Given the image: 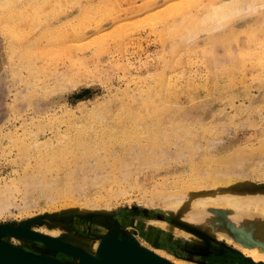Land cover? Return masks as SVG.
<instances>
[{
	"label": "rangeland",
	"instance_id": "374dc122",
	"mask_svg": "<svg viewBox=\"0 0 264 264\" xmlns=\"http://www.w3.org/2000/svg\"><path fill=\"white\" fill-rule=\"evenodd\" d=\"M153 1L113 0L109 3L110 7L108 5L107 9L111 13L101 19L96 11L99 9L98 6L105 5L107 0H22L11 11L6 8L5 12H0V25L2 27L0 28V187L4 186L3 182L6 184L9 183V180L13 181V179L19 178L20 175L35 172L39 164H37V155L40 153L44 155V157L41 155L43 160L40 164L43 172L45 171V175L50 177L58 175L59 178L55 176L54 179L63 180L71 170V166L68 165L71 154L66 152L65 145L73 139L74 141H86L89 146L92 143L94 144L92 146L98 147L97 135L103 127H101L100 119H95L93 124L87 122V126L91 129H87L88 127L83 126V124L79 127L73 126L72 122L81 121L82 118L89 120L93 116L101 115L105 118L101 117L105 120V123L111 124L110 115L99 112L98 109L103 107L105 110L110 107L113 113L116 112L117 106H121L125 102L126 94L133 96L141 88L145 91L147 86L144 82L149 80L157 71L166 68V65L163 64L174 61L173 57L175 56L171 50H167L164 54V41L161 42L159 38L162 29L160 20L150 17L153 10H161L162 12L166 7L165 0ZM146 7L150 8L147 9ZM89 15L92 16L91 21L88 19ZM68 21L73 25L78 24V27L81 24L88 27L86 26L85 32L80 36V39L84 38L81 48L74 46L77 45L75 38L69 36L61 38L68 41L60 43L64 44L61 47H64L66 52L64 55L60 56L58 54V56L57 47L60 48V44L52 41V31L63 27L61 24L69 23ZM68 27L65 26L66 32L71 33L72 29ZM9 30L15 31L18 40L8 35L7 31ZM74 30L81 31L78 28ZM117 31L121 34L120 36H118ZM43 33H46V35H42ZM214 33L209 32L204 36L207 38ZM203 40L199 41L200 45H203ZM66 48L72 49V55ZM54 49L56 50L53 51ZM209 50L212 51V48H209ZM45 51L47 54H45ZM48 52L54 59L50 58ZM172 54L173 57H171ZM188 54L191 56L189 57L190 65L187 60L180 59L181 61L178 60L177 62V68H167L165 73L170 74L174 79L173 75L176 73L181 71L190 72L193 78L191 80L200 85L194 90L190 89V91L193 90L192 92L186 91V89L183 90L180 87L181 92H177L179 100H177L175 107L180 110L189 109L193 111L190 112L189 117L193 118L195 122L191 125L193 127L189 132V136L180 137L177 140L178 142L172 137L171 142H161V146L147 148L146 153L150 151V154L152 152L156 156L154 162L142 165L139 161L134 163V160H132L134 164L132 163V167L129 166L133 169H130L131 175L128 178L127 185L125 182L116 183L113 181L108 184L102 182L99 186H84L87 190L83 189L84 187L79 189V196L76 198L78 203L75 201L70 202V199H61L56 201L55 204L41 201L33 207H29V209H21L16 213H10L7 210L6 213L0 215V226L15 227L25 222L30 229L38 232H49L58 231L57 227L60 225L65 226L60 221H51L52 219H67L69 221L66 225L70 224V229H65L66 232H77L79 230L78 223H80V233L85 228L84 236L91 241L98 240L101 234L108 232L111 229L110 224L113 220L117 223V220L120 222L122 219L121 221L124 222L126 227L129 226V231L133 224L130 217L141 218L142 222L137 220L138 223H134L135 227L139 226V228L144 227L145 229L149 226L150 229L151 227L155 228V224H151L146 220L156 219L157 217L159 220L163 219L160 213L152 211L149 206V192L153 193L151 191H155L154 186L159 190L169 192L173 186L167 189L164 184L165 180H167V183L173 184L174 181H179L182 175V178H188L190 173H188V176L185 173L192 166L197 167L208 160V157L219 159V157L227 156L237 150L242 153V157L238 159L239 165L236 166L239 167L237 168L239 172H242V176L248 178L253 188L263 187L261 185L264 184V83H255L254 77L258 74L257 70L252 72L248 68L242 72H233L231 76L234 80L228 92L230 96H226L224 89L227 85L222 82L223 80H218L219 85L207 80V73L214 71V62L211 61L212 66H209L206 63H200L199 58L194 57L191 52ZM30 67H33L34 71ZM36 69L38 70L36 71ZM189 77L187 76V78ZM55 83L66 86L57 93L47 95L45 89L54 86ZM94 110H97L100 114L93 115ZM68 112L70 115L67 116L66 113L68 114ZM181 117L187 116L184 114ZM70 118H74V121H71ZM169 121L162 123L161 132L167 131L171 127L177 129V125ZM147 125L152 126L149 121ZM176 129L172 132L173 134L183 132L177 133ZM87 132L90 133L89 136H86ZM181 135L184 134L181 133ZM115 137L121 138L120 135ZM145 140L146 138L140 141L141 146L148 143ZM45 142L52 145L51 149L37 147L41 146L37 145L38 143ZM259 142L263 145L261 149ZM20 150L26 151L20 154ZM48 150H61V159L54 161L48 159L50 158ZM113 151L117 154L115 158L124 157L126 148L123 144H118ZM23 153L27 154L23 155ZM67 155L69 157H65ZM95 159L96 157L94 161L90 159L91 163H89L87 169L95 164ZM105 162L107 163V161H104L103 164ZM108 162L111 163L110 160ZM259 163H263V165L259 166ZM250 164L255 167H262V169L247 171ZM48 167H51L52 171L46 170ZM233 167L235 166L232 163H227L226 166L221 167L219 174L222 171L231 173L234 170ZM89 170L91 171L92 168ZM89 170L87 173H90ZM110 170L109 168L103 173L99 172V175L111 177L108 174ZM111 172L113 174V170ZM96 174L98 175V173ZM113 175H116V173ZM85 176L87 174L84 175V178ZM98 180L95 183H101ZM240 187L244 188V183ZM114 190L118 195L113 194ZM49 191L53 193L55 189L50 188ZM118 192L123 194L121 195ZM7 193L14 204L24 205L20 192L8 191ZM87 200L93 202L92 204L95 206L93 207ZM67 202L69 204L65 206L64 203ZM85 202L89 204L87 205ZM105 202L111 204H107L106 208L104 207ZM71 203H76V205L73 206ZM68 208H79V211L70 214L62 212V210ZM231 225L229 223L230 228L232 227L236 231L244 233L247 239L253 241V237L246 231L244 232L243 229ZM135 229H137V232H135L137 233L135 237L137 243L146 248H152L150 253L157 255L156 257L159 256L158 258L161 257L160 259L167 260L162 256H169V252H166L165 249L172 247L178 255L176 256L173 251L169 250L172 253L171 256L175 255L173 258L183 257L187 259L184 260L185 262L196 264L188 260L191 253H188L185 248L173 247V244L182 245L183 243L189 246L190 243L184 238L174 236L167 231H160L162 236L168 234L165 240L163 239V243L167 244V247L158 249V246L153 243L163 240L154 236L146 239L138 228ZM234 237H236L235 234ZM6 239L9 244L23 247L25 251H31L32 253L39 252V249L47 251L46 248L43 246L41 248L38 244H30L32 248L30 246L24 247L26 242L12 236L7 235ZM215 239L217 240V238ZM234 243L230 242L229 247L234 248ZM227 249L229 248L227 247ZM156 250L162 256L156 254ZM210 250L207 249L206 251ZM56 256L65 263H74L71 258ZM193 256L194 260H198L197 254ZM203 260L206 261L205 258Z\"/></svg>",
	"mask_w": 264,
	"mask_h": 264
},
{
	"label": "bare ground",
	"instance_id": "6f19581e",
	"mask_svg": "<svg viewBox=\"0 0 264 264\" xmlns=\"http://www.w3.org/2000/svg\"><path fill=\"white\" fill-rule=\"evenodd\" d=\"M21 1L22 0H0V12H5L6 8H9L11 11ZM111 1L113 0H107L105 5L98 6L99 9L96 11V14L99 15L100 19L111 13L110 10H107ZM148 1L154 2L153 0ZM165 4L166 7L162 12L161 10H153L150 17L160 20L162 29L160 30L159 38L161 42L162 40L164 41V54L167 50H171L175 56L173 57V54L171 56L174 61L163 64L166 65V68L157 71L149 80L144 82L147 86L145 91L141 88L137 93H134L133 96L126 94L127 97L125 102L121 106H117L116 112L113 113L110 107L105 110L103 107H100L98 109L100 110L99 112L110 115L111 124H108V122L105 123V118L101 115L93 116L89 120H84V118H82L81 121L72 122L74 124L73 126L79 127L81 124L87 126V122L93 124L95 119H100L102 123L101 127H103L100 129V132L98 131L99 134L97 132L98 147L92 146L94 145L92 143L91 146H89L86 141H74L73 139L69 140V143L65 145L66 152L71 154L70 163L68 162V165L71 166V170L65 178L63 177V180L54 179L58 175H54V177L45 175V171L43 172L40 164L42 163L41 160H43L41 157L42 154L40 153L37 155V164H39L35 172L23 174L22 176L20 175L19 178L13 179V181L9 180V183L6 184L3 182L4 186L0 187V215L7 210L10 211V213H16L21 209H29V207H33L41 201H45L48 204H55L56 201L61 199H70V202H77L76 198L79 196V189L84 186H99L102 182L108 184L113 181L116 183L125 182L127 185L128 178H130L129 176L131 175L130 169H133L129 168V166L132 167V160H134V163L139 161L142 165L154 162L153 160L156 156H154L152 152L150 154L149 150V152L146 153L145 150H147V148H156L161 142H171L172 137L177 141L180 137L189 136V132L193 127L191 125L195 122L193 118L189 117L190 112L192 113L193 111L189 109L180 110L175 106L177 100H179L178 93L181 92L180 88L190 91V89L194 90L200 85H197L194 80H191L193 78L190 72L181 71L176 73L173 75L174 79H172L170 74L165 73L167 68H177V62L180 59L187 60L190 65L189 57L191 56H189V52H191L194 57L199 58L200 63H206V65L212 66L211 61L214 62V71L212 73H207L208 78H206L214 84L218 83V85V80H223L222 82L227 85L224 89L226 96H230L228 92L234 80L231 76L233 72H242L248 68L252 72L257 70L258 74L254 77L255 83H264V0H165ZM146 8L149 9L150 7ZM89 16L88 19L91 21L92 16ZM244 19L245 21H243ZM68 22L69 23H62L61 25L63 27H59L57 30L52 31V41L59 44L64 43L68 40L65 41L61 38L69 36L73 39L75 38L77 45L74 46L81 48L84 38L80 39V36L85 32L87 25L81 24V26L78 27V24L73 25L70 21ZM65 26H69L72 32H66ZM0 28H2L1 25ZM75 28L83 32L74 30ZM7 32L13 39L18 40L14 30H9ZM209 32L215 33L206 38L204 35L209 34ZM44 34L46 35V33L42 35ZM120 35L121 34L118 32V36ZM201 39H204L203 45L199 44ZM61 45L64 46V44H60V48L56 46L58 48L57 55L59 54L60 56L64 55L66 52ZM209 48H212V51L209 50ZM66 49L69 51L70 55H72V49ZM55 50L56 49L53 51ZM45 54H47L46 51ZM48 55H50L49 52ZM50 58L54 59L51 55ZM163 58L167 59L166 57ZM37 70L38 69H36V71ZM187 76L190 77L187 78ZM65 86L66 85H62L61 83H55L54 86L47 87L45 93L47 95L57 93L63 90ZM191 105L193 104L191 103ZM93 112V115L100 114L97 110ZM184 114L187 117H181V115ZM66 115L68 116L70 113L68 112ZM101 117L104 119H101ZM73 119L74 118H72L71 121ZM148 121L149 124H152L151 127L147 125ZM165 121L176 124L177 129L171 127L167 131L161 132L160 127ZM87 129H91V127ZM174 129H176L177 133L183 131L181 133L184 135H181V133L173 134L172 132L175 131ZM89 132L86 133V136L90 135ZM118 135H120L121 138L115 137ZM144 138H146L145 141L148 143L145 146H141L140 141ZM259 143L261 145V142ZM118 144H123L126 148L124 153L125 156H121L122 158H115L117 154L113 149ZM37 145H41L37 147L42 149H51L52 146L49 142L38 143ZM24 147L30 148L28 146ZM261 148H263V145L260 146V149ZM23 151L20 150V154ZM48 152V156L50 157L48 159H52L53 161L56 159L60 160L62 157L61 150H48ZM25 154L23 153V155ZM42 156L44 157V155ZM65 157L69 156L67 155ZM95 157L96 161L95 164H93L95 166H91V171H93V173H91L89 170L91 168L87 169V167L90 165L89 163H91L90 159L94 161ZM241 157L242 153L240 150L227 156L219 157V159H214L212 157L210 159V157H208V160L197 167L192 166L189 171L185 173L187 176L189 175L188 173H190L188 178H182V175L181 179L179 181H174L173 184L167 183V180H165L166 182H164V184L167 186V189L173 186L174 189L172 188V191L165 192V190H159L154 186L155 191L152 190L151 192L153 193L149 192V202L151 204H149V206L152 208V211L160 213L163 219L159 220L157 217L156 219L152 218L146 220L151 224H155V228L151 227L150 229L149 226L145 227V229L144 227H135L134 223L137 222V220L142 222L140 220L141 218L135 219L130 217V221L133 224L129 231V226L126 227L124 222L121 221L122 219L120 222L117 220V223L111 219L113 220L110 224L111 229L101 234L98 240L91 241L84 236L85 228H83L80 233V223H78L79 230H77V232H66L65 229H70V224L66 225L69 221L67 219H52L51 221H60V223L65 224V226L60 225L57 227L58 231L49 232H38L30 229L29 225L23 222L20 223L21 225H16L12 228H21L22 231L24 229V233L18 232V229L16 231L7 230L9 233L0 230V247L6 251L10 250L11 253L18 257L17 259L28 262L29 264H68L58 259L56 255L73 259V264H121L120 254L122 251L132 252L136 249H143L146 253L152 251V248L149 249L137 243L138 241L135 238L137 229L134 230V228H138L146 239L154 236L159 237L161 240H165L168 234L162 236L160 231H167L174 236L184 238L190 243L189 246L183 243L182 245L173 244V247L179 246L180 248H185L192 256L197 254L198 260H194L191 255L188 257L190 258L188 260L196 264H209L210 262V264H264V184L261 185L263 186L261 188H253L248 178L242 176V172L240 173L239 169H237L239 167H236L239 165L238 159ZM109 160L111 163L108 162ZM104 161H107V163L105 162L103 164ZM227 163H232L235 166L233 167L234 170H232L231 173L222 171L221 174H219L221 167L223 165L226 166ZM44 164L46 163L44 162ZM258 165L261 166L263 163H259ZM248 166L247 171L262 169V167H255L251 164ZM109 168L111 170L108 174L111 175V177L108 175L104 177L102 174L99 175V172L103 173V171ZM46 170L49 172L52 171L51 167H48ZM88 170L90 173H87ZM112 170L113 174L116 173V175L120 176L113 175L111 172ZM95 172L98 173V175ZM86 174L87 176H85V179L84 175ZM113 178L115 179L113 180ZM97 180L101 183H95ZM88 181L89 183H87ZM243 183L245 187L241 188L240 186ZM85 187L83 189H85ZM50 188L55 189V191L50 193ZM8 191L20 192L23 197L22 202L24 205L19 206L18 204L16 205V203L14 204L10 197L7 196ZM115 191L116 190H114L113 194L118 195ZM122 194L123 193H121V195ZM88 202L91 203L90 201ZM105 203L104 207L107 208V204L110 202ZM64 204L67 206L69 203L67 202ZM71 205L74 206L76 203H71ZM92 205L93 207L95 206L94 204ZM89 207L91 208L92 206L90 205ZM77 211H79V208L62 210L65 214ZM229 223L235 225L236 228L243 229L244 232L246 231V233L253 237L252 240L255 243L247 239L244 233L238 232L232 227L230 228ZM234 234L236 237H234ZM7 235L26 242L24 247L30 246L32 248L30 244H38L41 248L42 246L46 248L47 251L45 252L40 249L39 252L35 251L36 253L25 251L23 247H16L9 244L6 239ZM215 238H217V240ZM164 240L153 243L158 246L154 247L158 249L166 248L167 244L163 243ZM149 242L151 243V241ZM230 242H235L234 248L229 247ZM225 246L229 249L226 250L227 247L224 248ZM205 249L211 250L206 251ZM157 250L155 253L162 256ZM165 250L169 252V256H162L167 259L165 261L162 260L163 258L160 259L161 257L158 258L159 256L156 257L157 255L150 254L162 264H190L184 261L186 258H173L175 255L171 256L172 253L169 251H173L172 247H169V249L166 248ZM173 252V254L178 256L176 250ZM204 258L206 261L203 260Z\"/></svg>",
	"mask_w": 264,
	"mask_h": 264
},
{
	"label": "water",
	"instance_id": "95a60500",
	"mask_svg": "<svg viewBox=\"0 0 264 264\" xmlns=\"http://www.w3.org/2000/svg\"><path fill=\"white\" fill-rule=\"evenodd\" d=\"M17 229L19 230L18 232L24 233V229L22 231L21 228H12L9 225L0 226V230L6 231V233H9L7 232V230L16 231ZM8 251L0 247V264H29L28 262L17 259L18 257H16L15 254L11 253V251ZM120 257L121 264H162L158 260L154 259V256H152V254L148 252L146 253L145 251H143V249H136L132 252L122 251Z\"/></svg>",
	"mask_w": 264,
	"mask_h": 264
}]
</instances>
